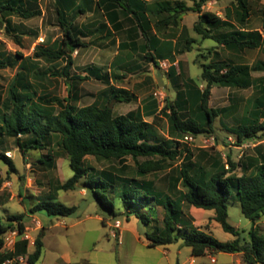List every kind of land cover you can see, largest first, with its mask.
<instances>
[{
  "label": "rangeland",
  "instance_id": "rangeland-1",
  "mask_svg": "<svg viewBox=\"0 0 264 264\" xmlns=\"http://www.w3.org/2000/svg\"><path fill=\"white\" fill-rule=\"evenodd\" d=\"M146 1L150 6L170 1L172 5L182 2L193 7L199 0ZM249 1L251 17L247 27L258 29L264 37V0ZM24 2L27 8L39 7L41 14L29 18L11 14L6 17L11 21V29H7L6 22L0 27V61L6 63L0 68V93L3 98L7 96L9 85L21 69L20 63L23 60L30 70L28 79L34 84L38 94L50 93L82 106L96 100L105 102L108 96L102 95V91L109 83H113L134 95L131 101L113 99L111 102L115 114H126L138 107L142 108L153 99L157 101L159 109L164 108L167 97L175 103L177 89H188L193 84L190 79L201 89L205 88L206 83L201 76L204 63L228 59L235 63L253 65L257 60L264 59V40L262 46L244 50L235 45L220 44L212 38H203L196 32L194 24L199 19L197 11L189 9L177 13L171 9L149 16L150 19L146 22L148 34L156 33L164 40L161 51L166 58H161L159 52H155L158 60L156 65L150 60L148 52L151 48L147 46L149 42L143 36L136 19L132 16L124 19L128 29L111 35L107 31L100 32L99 28L107 19L97 0H80L84 10L77 13L74 23L83 30L86 45L77 47L72 52L74 64L70 69L71 76L67 77L61 72L66 58L50 60L33 54L38 45L57 46L63 38L57 0ZM234 7L235 0H207L202 9L225 17L228 9L233 11ZM158 18H168L169 23L163 20L158 29L155 21ZM214 32L218 33V29L214 28ZM132 39L137 42L133 49L120 47L123 40ZM187 39L193 40L188 43ZM17 53H21V56ZM172 64L177 70L174 77L168 74ZM92 66L99 68L101 73L110 75L116 71L121 76L113 77L107 83L90 74L89 68ZM252 76L264 77V70H253ZM254 101L253 87L241 88L214 83L210 105L226 106L228 111L216 118L211 133L198 135L179 132L173 124L170 110L165 108L154 115L145 116L159 136L177 139L180 147L189 148L193 152L191 160H188L184 152L174 160H167L163 169L150 172L145 178L154 179L157 187L168 191L170 183L180 175L182 168H187L194 174L200 171V165L210 168L213 161L208 156L210 154L219 163L225 164L227 169H230L229 155L236 163L250 158L261 160L264 155V128L243 143L237 138L241 118L252 109ZM191 106L194 104L191 103ZM189 114V110L182 112L183 117ZM20 137L27 138L26 135ZM0 150L13 159L17 168L16 171L9 172L8 165L0 159V221L7 225L11 215L22 213L25 231L30 234L29 239L20 238L14 246L4 240L0 247L2 253L18 251L24 257L20 260L14 254L9 264H29L28 255L34 251L36 237L41 233L44 249L37 264H240L239 259L243 262L242 253L237 252L232 255L230 252L210 250L206 255H192L191 247L184 245L182 241L150 246L147 236L157 233L160 224L158 221L154 225L143 219L146 214L155 216L154 210L149 206L136 208V212L128 214L121 199L110 190L115 199V209L112 211L97 200L86 183L87 176L82 177L74 189L61 188L73 172L68 154L56 142L49 143V149L23 152L17 137L4 135L0 139ZM48 154L52 155L54 162L40 160L45 159ZM84 163L97 172L113 170L117 173L120 171L126 178L137 177L136 162L131 156L119 161L87 155ZM232 172L241 174V166ZM178 185L184 191L187 189L183 182ZM52 197L69 206L76 205L77 210L68 216H50L46 211H33L39 200ZM155 207L159 210L157 215L162 217L161 206ZM184 210L193 215V219H190L196 226L212 233L219 240L229 241L234 238L233 234L226 232L213 218L214 210L198 208L187 202H184ZM228 213L229 221L241 231L242 242L249 239V231L254 223L243 214L240 202L231 199L228 202ZM117 220L121 222L120 227L115 224ZM257 225L264 232V216L257 221ZM14 229L17 228L9 231ZM3 235L0 230V238ZM212 257H216L217 262H212Z\"/></svg>",
  "mask_w": 264,
  "mask_h": 264
},
{
  "label": "trees",
  "instance_id": "trees-1",
  "mask_svg": "<svg viewBox=\"0 0 264 264\" xmlns=\"http://www.w3.org/2000/svg\"><path fill=\"white\" fill-rule=\"evenodd\" d=\"M206 1L199 0L190 7L182 2L172 5L170 1H161L150 6L146 0H97L99 8L104 10L107 19L102 23L99 31H107L110 35L121 31L123 19L132 16L137 20L143 36L149 42L147 46L151 48L148 52L150 60L158 65L155 52H159L161 58L164 57L161 51L164 40L156 33L148 34L146 22L149 21V16L159 15L164 10L172 9L178 13L191 9L199 13L194 29L203 38H212L220 44L235 45L241 50L263 45L264 37L261 32L247 27L251 17L249 0H235L234 10L228 9L225 17L213 11L203 10L202 6ZM57 2L58 16L64 32L63 38L57 46L38 45L33 54L35 57L50 60L66 58V64L61 72L70 77V69L74 64L72 52L77 47L86 45L82 36L83 30L74 23L77 13L84 9L79 3L80 0H57ZM68 3L70 4L66 6ZM11 14H20L29 18L41 14V9L25 7L24 0H0V27L6 22L7 29H11V21L6 18ZM163 20L169 23L168 18L155 19L158 29ZM214 28L218 29V33L214 32ZM192 40L187 39V42ZM136 44V40L123 41L120 47L133 49ZM17 54L21 56V53ZM5 65L4 61H0V68ZM20 65L21 69L10 83L7 96L3 98L0 93V139L4 135L17 137L23 152L49 149V143L56 142L68 154L73 172L61 188L74 189L77 182L87 176L86 183L97 200L112 211L115 209V199L111 196L110 190L121 199L128 214L136 212V208L143 209L146 206L152 208L155 216L146 214L143 219L154 225L159 221L160 225L157 233L147 236L150 246L182 241L184 245L191 247L192 255H206L210 250L240 252L243 255L242 264H264V232L257 225V221L264 216V155L261 160L250 158L240 163H236L229 155L230 169H227L225 164L219 163L216 157L210 154L208 156L213 159L210 168L200 165V171L195 174L187 168H182L180 175L170 183L168 191L157 187L154 179L145 178L150 172L163 169L167 160H174L184 152L188 160L193 158V152L189 148L180 147L179 140L159 136L145 116L154 115L165 108L170 110L173 124L179 132L185 135L211 133L216 118L228 111L226 106L210 105L214 83L254 88V106L242 116L237 128L239 142L243 143L264 128V77L252 76L253 70H264V59L257 60L253 65L235 63L228 59L204 63L201 76L206 83L205 88L201 89L193 79H190L193 84H190L188 89H177L175 103L167 97L164 108L159 109L157 101L153 99L142 108L138 107L126 114H115L111 105L113 99L131 101L134 97L125 88L109 83L113 77L121 76L116 71L108 75L101 73L97 67H90V74L109 83V86L102 91V95L108 97L105 102L96 100L91 104L78 106L67 98L50 93L38 94L34 84L28 79L30 70L25 61L23 60ZM176 73V67L172 64L168 74L174 77ZM191 103L194 104L193 107ZM185 110H189L190 114L183 117L182 112ZM23 135L27 138L22 139L20 136ZM87 155L119 161L131 156L136 162L137 177L126 178L120 171L117 173L113 170L97 172L85 165ZM0 159L8 165L9 172L17 170L13 159L1 150ZM40 160L46 163L54 162L51 154ZM238 166H241V174L232 172ZM179 182H183L187 188L185 191L179 188ZM172 193L175 195L172 196ZM231 199L240 202L243 214L254 223L249 231L250 238L244 239L243 242L240 229L229 221L228 202ZM184 202L198 208L214 210L213 218L226 232L233 234L234 238L221 241L212 233L196 226L190 219H193V215L185 212ZM155 206H161L162 217L157 215L159 210ZM76 210V205L69 206L53 197L39 200L33 207V211H46L50 216H68ZM23 218L24 215L20 213L11 215L7 225L0 221L1 233L5 234L11 228L24 232ZM42 236L43 233L36 237L35 249L28 255L29 264H37L43 254ZM3 243L4 239L1 237L0 247ZM14 254L19 255V252L0 251V264Z\"/></svg>",
  "mask_w": 264,
  "mask_h": 264
},
{
  "label": "built area",
  "instance_id": "built-area-1",
  "mask_svg": "<svg viewBox=\"0 0 264 264\" xmlns=\"http://www.w3.org/2000/svg\"><path fill=\"white\" fill-rule=\"evenodd\" d=\"M37 223L41 224L40 221H37ZM120 223H121L120 220H117L115 224H116L117 227H120ZM20 238L24 239V240L25 239H29L30 238V234L28 232H26V231L20 232L19 229H14V230L9 231V232L7 231L3 235V239L5 240V243H8V244L13 245V246L16 244L17 240H19ZM13 258L12 257L11 258H6L3 261V264H9L11 262V260H13ZM16 258L20 259V260L24 259L23 255H17ZM211 260H212V262L216 261L215 257H212Z\"/></svg>",
  "mask_w": 264,
  "mask_h": 264
},
{
  "label": "crops",
  "instance_id": "crops-1",
  "mask_svg": "<svg viewBox=\"0 0 264 264\" xmlns=\"http://www.w3.org/2000/svg\"><path fill=\"white\" fill-rule=\"evenodd\" d=\"M101 10H102V12L104 13V10L102 9V8H100ZM124 29H128V27H126V22L124 21V19H123V28L121 29V30H124ZM132 40H136V39H132ZM132 40H130V41H132ZM123 41H127V40H123ZM122 41V42H123ZM129 41V40H128ZM129 41V42H130ZM194 206V205H193ZM196 207V206H195ZM193 211V210H192ZM232 255H234L235 254V252L234 253H231ZM237 254H241L240 252H237ZM215 259H216V257H215ZM215 262H217V259H216V261ZM238 262L240 263V264H242V261L239 259L238 260Z\"/></svg>",
  "mask_w": 264,
  "mask_h": 264
}]
</instances>
